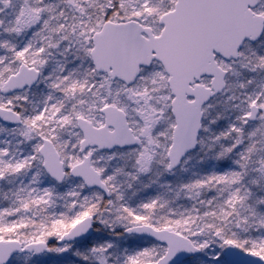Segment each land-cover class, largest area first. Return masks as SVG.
Segmentation results:
<instances>
[{"label": "snow or ice", "instance_id": "obj_1", "mask_svg": "<svg viewBox=\"0 0 264 264\" xmlns=\"http://www.w3.org/2000/svg\"><path fill=\"white\" fill-rule=\"evenodd\" d=\"M264 264V0H0V264Z\"/></svg>", "mask_w": 264, "mask_h": 264}, {"label": "trees", "instance_id": "obj_2", "mask_svg": "<svg viewBox=\"0 0 264 264\" xmlns=\"http://www.w3.org/2000/svg\"><path fill=\"white\" fill-rule=\"evenodd\" d=\"M58 259V257L56 256V254H52L51 256V262L52 264H55V261Z\"/></svg>", "mask_w": 264, "mask_h": 264}]
</instances>
